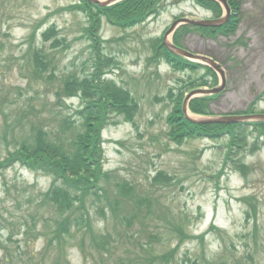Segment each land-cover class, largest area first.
<instances>
[{"label": "rangeland", "instance_id": "rangeland-1", "mask_svg": "<svg viewBox=\"0 0 264 264\" xmlns=\"http://www.w3.org/2000/svg\"><path fill=\"white\" fill-rule=\"evenodd\" d=\"M238 1L240 21L234 33L214 32L213 38L192 28L182 36L170 35L172 41L179 37L185 49L222 64L226 86L221 93L211 94L203 106L211 115L264 112V0ZM77 2L0 0V159L17 139L28 135L27 118L41 113L51 118L64 110L76 120L74 113L81 103L71 96L62 109L57 106L55 81H36L28 71L30 47L44 48L56 76L86 75L95 65L93 56L102 51L114 60L106 70L109 78L131 91L138 104L133 120L115 114L103 130L105 168L114 179L132 183L159 203L147 220V231L138 237L144 236V241L153 237L154 247L148 250L161 254L163 264H264V150L245 157L248 146L261 134L248 135V144L242 141L243 145L235 146L229 160V137L174 140L169 116L175 111V99L203 98L202 88L223 86L222 73L191 61L194 58L189 61L198 64L196 72L169 66L166 59H152L155 44L178 18H211L222 11L209 10L194 0H164L163 10L142 24L121 30L104 16L101 29L91 33L86 27L90 12ZM43 32L49 36L47 41ZM244 157L250 170L232 172ZM158 172L166 177L155 181ZM51 181L20 162L0 171V264H96L95 256L81 253L76 239L67 255L63 246L60 263H54L58 252L45 247L42 234L54 230L57 223L51 214L42 218L38 197ZM163 211L188 233L180 246ZM99 221L98 228L114 227ZM139 228L137 222L130 234ZM130 242L138 250L132 251L138 264L156 263L135 239ZM139 253L143 256L137 257Z\"/></svg>", "mask_w": 264, "mask_h": 264}, {"label": "trees", "instance_id": "trees-1", "mask_svg": "<svg viewBox=\"0 0 264 264\" xmlns=\"http://www.w3.org/2000/svg\"><path fill=\"white\" fill-rule=\"evenodd\" d=\"M196 1L217 13L222 11L221 5L214 0ZM230 2L239 10L241 3L238 0ZM165 3L164 0H123L112 6L101 7L80 0V4L76 6L83 10L86 7V11L90 12L88 14L90 25L87 31L92 33L100 29L102 16L111 24L127 29L159 14ZM239 20V13H236L219 31L226 35L234 33ZM192 28L204 35H212L218 30L184 25L177 31V35L180 33L182 36ZM42 37L45 41L49 39L46 32ZM89 39L93 40L92 36ZM174 40L180 44L179 37H175ZM93 46L98 47V44L94 42ZM154 49L157 51L152 59H166L176 69H188L192 72L198 69V64L170 53L161 45L160 40ZM29 55L27 65L32 78L36 81H55L53 92L60 109L64 107L68 97L76 96L81 102L74 113L76 120L71 113L64 110L51 118L50 115L43 113L36 114L33 118L26 117L28 135L17 139L13 149H9L8 155L3 160L0 159V171L20 162L29 170L52 179L50 187L38 199L41 203L39 213L43 214L42 218L48 217L44 215L45 213L51 214L49 217L52 220L56 218L57 225H54L56 228L42 234L47 240L45 247L50 246L58 252L54 263L61 262L63 246L66 244L67 255L68 248L73 247V240L76 239V246L81 253L95 256L96 264H138L132 257V251L136 253L138 250H135L133 242H130L131 239H135L142 251H148L146 255L154 259L155 264H163L161 254H154L148 250V247L151 249L154 247L150 241L153 237L149 236L148 241H144V236L138 237L147 231L145 229L147 220L150 214L156 213L159 203H155L156 199L145 197L132 183L119 178L114 179L113 172L106 170L104 166L105 151L102 137L104 128L114 120L115 114H127V120H133L138 107L129 90L106 76V70L114 65V60L101 51L93 56L95 65L91 72L85 73L86 75L75 73L56 76L55 66L53 69L49 67L53 62H46L48 57L42 46L36 49L30 47ZM206 99L193 100L191 109L197 113H207L203 107ZM175 101L177 104L175 111L169 116V123L173 127L171 135L177 142L187 138L229 137L228 160L232 159V149L235 146L243 145L242 141L248 144L249 129L242 126L243 124L237 125L238 131L235 130L236 125L195 124L185 118L182 98ZM253 126L255 131H252V134L258 132L261 136L264 135V123H254ZM261 148L262 143H254L250 151L255 152ZM236 169L244 172L243 162L239 163ZM162 177L166 176L160 172L154 179L160 181ZM162 214L165 218L168 215L169 219L164 221L170 226L171 235L179 238L177 242L180 246V243L188 238V233L184 226L175 225L170 220L174 218L169 214L164 211ZM97 217L100 218L97 220ZM97 221L108 224L111 222L114 227L112 230L106 226L98 228ZM137 222L140 228L131 235L132 226ZM142 256L143 254H137V257Z\"/></svg>", "mask_w": 264, "mask_h": 264}, {"label": "water", "instance_id": "water-1", "mask_svg": "<svg viewBox=\"0 0 264 264\" xmlns=\"http://www.w3.org/2000/svg\"><path fill=\"white\" fill-rule=\"evenodd\" d=\"M93 3H99L103 6H107L109 4H112L118 0H90ZM222 1L227 10H228V14L221 17V18H217V19H212V20H195V19H189V18H182L180 20H177L173 26L170 28V30H168V32L165 35V39H164V44L167 46V48L169 50H171L172 52L179 54V55H185V56H189V57H200V56H195L192 53H190L189 51L178 47L177 45H175L174 43H172L168 37L169 34L174 30V28L176 27V25L180 22H185V23H190V24H201V25H208V26H220L222 24H224L225 22H227L231 16V12H230V7L227 4L226 0H219ZM203 60H205L206 62H208L209 64H211V66L217 70H220L223 73V70L221 69L220 64H218L216 61H214L211 58L208 57H200ZM224 75V73H223ZM220 89H216L213 91H218ZM197 121V120H195ZM249 121H264V114H251V115H230V116H221V117H216V118H208L206 120H201L198 122H223V123H238V122H249Z\"/></svg>", "mask_w": 264, "mask_h": 264}]
</instances>
